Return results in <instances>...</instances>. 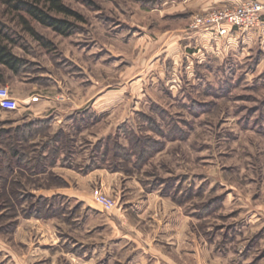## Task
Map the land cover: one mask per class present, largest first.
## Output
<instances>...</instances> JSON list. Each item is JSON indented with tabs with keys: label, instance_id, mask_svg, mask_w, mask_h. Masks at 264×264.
Returning <instances> with one entry per match:
<instances>
[{
	"label": "rangeland",
	"instance_id": "374dc122",
	"mask_svg": "<svg viewBox=\"0 0 264 264\" xmlns=\"http://www.w3.org/2000/svg\"><path fill=\"white\" fill-rule=\"evenodd\" d=\"M61 2L82 17L77 30L62 36L32 23L54 50L23 34L30 52H14L29 66L17 74L2 69L0 80L10 98L0 102V130L15 127L29 113L45 114L53 121L52 131L62 127L74 139L71 166L46 162V172L35 178L16 175L21 192L49 198L46 189L65 191L51 203L62 209L51 219L68 237L59 249L77 250L70 241L88 233L82 204L94 202L101 216L132 224L140 244L157 243L179 264H199V256L200 264H264V67H257L262 53L199 63L191 57L185 63L182 52L167 48L168 31L180 26L162 12L160 0ZM75 119L82 126L78 132ZM126 131L154 142L149 157L138 161ZM100 139L111 151L115 140L130 157L127 163L116 153L117 171L110 170L112 154L104 164L98 162L99 168L119 173L110 192L100 184L79 186L86 174L79 167L96 154ZM96 187L113 202L110 209L94 200ZM3 205L0 226L12 221L5 219ZM89 225L95 241L97 221ZM178 229L186 236L181 257L175 246L160 247ZM106 233H111L108 226L100 234Z\"/></svg>",
	"mask_w": 264,
	"mask_h": 264
},
{
	"label": "crops",
	"instance_id": "0c3cea01",
	"mask_svg": "<svg viewBox=\"0 0 264 264\" xmlns=\"http://www.w3.org/2000/svg\"><path fill=\"white\" fill-rule=\"evenodd\" d=\"M160 1L159 7L163 9L162 12H166L169 19L177 20L180 26L179 29L168 31L169 34L167 40H165L167 48L171 51L178 50L182 52L185 63L191 57L198 63L205 58L207 60L225 58L226 61L229 57L251 59L253 54L258 51L262 55L257 67L259 70L264 67V12L260 25L252 30H241L224 25L225 32L223 34H220L217 28L191 32L188 31L187 27L194 14L201 13L211 7L237 3L240 0ZM159 7L156 6L151 11ZM164 8H166L165 11ZM28 115L25 120L47 117L45 114L36 116V113L32 115L29 113ZM52 125L53 121L51 120V133H54L59 128L52 131ZM70 126L72 128V125ZM118 176L119 173H111L106 169L97 168L84 174L83 177L85 178L79 186L88 188L90 184H100L103 190L107 192L114 191L115 186L119 183ZM44 193L49 196L66 194L61 189H46ZM82 205L87 206V208L85 207L87 210L81 216L84 219L83 224H86L85 231L90 232L89 223L92 219H95L97 221L96 227L99 228L100 233L106 226L110 227L111 233H98L99 236L95 241H91V235L85 233V235H82L83 237L72 238V241H70L71 247L77 245L76 251H64L59 249V244L64 246L68 237L59 234L58 225L54 219L25 218L19 215L15 218L11 231L0 228V264H179L177 261H173L170 256H165L166 254H163L161 248H156L157 243L152 244V246L146 245L147 247L142 243L140 244L141 239L138 234L131 233L134 232L132 224L126 225L122 218L115 221L114 218L101 216L103 213L102 208L94 202L83 203ZM129 208L134 210L131 206ZM135 210H137L136 218L141 219L138 209ZM95 216L99 217L94 218ZM116 216L118 218L119 214ZM167 235H169V232ZM169 236L164 243L161 242L160 247L165 249V246L168 245L167 248L173 249L172 247L175 246L173 250L175 253L177 251L178 254L176 253V255L178 257H181L182 244L186 241L185 234L179 232L178 229L177 232H173ZM192 241L196 245L195 240L192 239ZM193 249V255H195L197 253L196 248ZM57 254L62 255L60 260L63 259L64 263L59 262ZM197 261L200 264V256ZM195 263L196 260H194Z\"/></svg>",
	"mask_w": 264,
	"mask_h": 264
},
{
	"label": "trees",
	"instance_id": "16d2710c",
	"mask_svg": "<svg viewBox=\"0 0 264 264\" xmlns=\"http://www.w3.org/2000/svg\"><path fill=\"white\" fill-rule=\"evenodd\" d=\"M5 17L8 19L5 20ZM82 20L78 13L64 5L61 0H0V80H2V69L17 74L29 66L28 61L14 52L15 48L30 52L31 48L23 34L29 35L46 51L54 50L53 44L36 31L32 23H37L59 35L69 36L77 30L76 22ZM51 120V118H31L15 127L0 130V202L4 204L2 209L7 212L5 219L12 220L0 226L4 228L3 230L11 231L14 220L19 215L25 218H51L62 211L59 206L56 208L51 204L60 197L35 196L17 190L19 186L17 174L25 178H35L40 173L46 172L44 170L47 163L49 167L55 164L61 167L71 166L74 139L62 128L51 133ZM81 124L87 123L82 120ZM73 126L77 132L82 127L76 119ZM126 133L131 147L137 150L138 161L145 160L151 155L154 142L140 138L133 132L126 131ZM37 139L39 141H36ZM106 139H109V136ZM106 139H100L95 143L96 154L89 158L88 163L79 167L82 173L99 168V164L107 161L106 157L108 158L109 154H112L109 165L111 171H117L121 167L116 161V153L120 152L124 161L129 162L127 149L114 140L111 151ZM48 173L55 180L59 179L57 185H63V181L55 177L51 170ZM12 179L15 180L13 184L10 183Z\"/></svg>",
	"mask_w": 264,
	"mask_h": 264
},
{
	"label": "built area",
	"instance_id": "2783aa9c",
	"mask_svg": "<svg viewBox=\"0 0 264 264\" xmlns=\"http://www.w3.org/2000/svg\"><path fill=\"white\" fill-rule=\"evenodd\" d=\"M263 12L264 2L262 0H240L237 3L211 7L194 14L187 29L195 32L217 28L220 34H223L225 32L223 26L229 25L241 30H252L260 25ZM9 101L8 88L0 87V102L9 103ZM92 195L105 210L113 206V202L103 195L101 188H93Z\"/></svg>",
	"mask_w": 264,
	"mask_h": 264
}]
</instances>
